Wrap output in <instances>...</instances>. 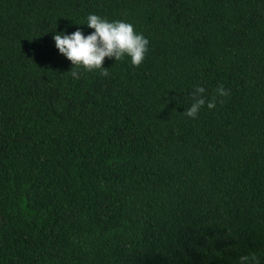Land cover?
Masks as SVG:
<instances>
[{
	"label": "trees",
	"instance_id": "1",
	"mask_svg": "<svg viewBox=\"0 0 264 264\" xmlns=\"http://www.w3.org/2000/svg\"><path fill=\"white\" fill-rule=\"evenodd\" d=\"M90 12L142 32L144 61L73 69L52 37ZM197 84L229 95L188 118ZM249 252L264 264V0H0V264Z\"/></svg>",
	"mask_w": 264,
	"mask_h": 264
},
{
	"label": "clouds",
	"instance_id": "2",
	"mask_svg": "<svg viewBox=\"0 0 264 264\" xmlns=\"http://www.w3.org/2000/svg\"><path fill=\"white\" fill-rule=\"evenodd\" d=\"M83 25L93 31L85 35L77 28L71 33L56 32L52 37L58 53L71 62L73 69L82 68L86 72L98 69L101 75L108 76V70L102 66L105 58L115 62L127 59L132 66H139L144 61L149 40L142 32L136 31L130 22L109 20L90 12ZM72 70L71 75L77 77L78 72ZM214 91L215 95L209 98L202 85H195L183 114L188 118H196L203 107L212 110L216 107L217 98L229 95V90L223 84ZM235 264H260V261L255 253L249 252L239 255Z\"/></svg>",
	"mask_w": 264,
	"mask_h": 264
}]
</instances>
